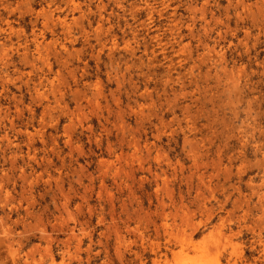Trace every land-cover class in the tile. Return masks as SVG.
<instances>
[{
	"label": "rangeland",
	"instance_id": "obj_1",
	"mask_svg": "<svg viewBox=\"0 0 264 264\" xmlns=\"http://www.w3.org/2000/svg\"><path fill=\"white\" fill-rule=\"evenodd\" d=\"M263 195L264 0H0V264H264Z\"/></svg>",
	"mask_w": 264,
	"mask_h": 264
},
{
	"label": "bare ground",
	"instance_id": "obj_2",
	"mask_svg": "<svg viewBox=\"0 0 264 264\" xmlns=\"http://www.w3.org/2000/svg\"><path fill=\"white\" fill-rule=\"evenodd\" d=\"M255 185V184H254ZM260 187H261V185H260ZM259 187V188H260ZM251 188H253V186L251 187ZM263 193V192H262ZM263 197H264V195H263ZM259 198V197H258ZM260 199V198H259ZM258 199V200H259ZM262 199V198H261ZM237 201V200H236ZM263 201V200H262ZM220 204H222V203H220ZM264 204H262V206H263ZM239 207V206H238ZM263 211H264V209H263ZM264 218V217H263ZM264 220V219H263ZM222 224H223V222H222ZM260 224H263V223H260ZM175 235V234H174ZM176 236V235H175ZM187 236V235H186ZM188 238V237H187ZM187 238H185L186 240H187ZM176 239V238H175ZM178 239H179V237H178ZM213 239V238H212ZM182 240V239H181ZM186 240H183V242H180V243H183V248L185 247V246H192V241H189L188 242V244H187V242H186ZM217 240V239H216ZM221 240H223V239H221ZM185 242V243H184ZM215 242V241H214ZM219 242V241H218ZM206 243V242H205ZM220 243V242H219ZM219 243H217V244H219ZM187 244V245H186ZM208 244V243H207ZM210 244H212V240H211V243ZM223 243H221V245H222ZM212 245H214V244H212ZM195 246V245H194ZM215 247V246H214ZM217 247V246H216ZM221 246H218V248L219 249H221L220 248ZM193 248H195V247H193ZM204 248H205V246H204ZM218 249V250H219ZM205 249H203V251H204ZM209 250H210V247H209ZM209 250L208 251H205L203 254H205V255H203V256H201L200 257V255L199 256H195L196 257V259H197V257H198V259H201V262L203 261H205V263H209V262H212V260H216L217 259V255L219 254V252L217 251L215 254H214V256L212 257V258H210V256H212L213 255V253H212V255H209V254H211V252H209ZM213 249L211 248V250L210 251H212ZM220 251V250H219ZM212 252H214V251H212ZM185 253V252H184ZM201 253V254H202ZM222 255V254H221ZM182 256H184L183 254H182ZM183 259V258H182ZM192 259V258H191ZM205 259H207V260H205ZM183 260H185V259H183ZM192 260H194V259H192ZM188 261H190V260H188ZM199 262V261H198ZM184 263V262H183ZM200 263V262H199ZM178 264H180V263H178ZM181 264H182V262H181Z\"/></svg>",
	"mask_w": 264,
	"mask_h": 264
}]
</instances>
